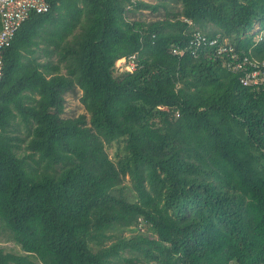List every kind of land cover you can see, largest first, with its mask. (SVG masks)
Segmentation results:
<instances>
[{
	"label": "trees",
	"instance_id": "1",
	"mask_svg": "<svg viewBox=\"0 0 264 264\" xmlns=\"http://www.w3.org/2000/svg\"><path fill=\"white\" fill-rule=\"evenodd\" d=\"M47 1L3 52L0 264H264V82L217 52L264 61V0Z\"/></svg>",
	"mask_w": 264,
	"mask_h": 264
},
{
	"label": "built area",
	"instance_id": "2",
	"mask_svg": "<svg viewBox=\"0 0 264 264\" xmlns=\"http://www.w3.org/2000/svg\"><path fill=\"white\" fill-rule=\"evenodd\" d=\"M50 5L47 0H0V80L3 76V52L11 44V40L21 23L28 18L32 12H45L49 9ZM259 28V27H258ZM264 37V30H261L257 35V40ZM208 42L210 44L218 43L216 39L207 40L200 32H195L190 44L195 48L201 43ZM233 47L228 41H221L218 44V53L228 52L232 61L230 62L235 70L241 71L240 82L247 86H258L264 82V61L258 62L251 60L247 56L239 58L233 52ZM173 52L181 53V49H172ZM129 62L124 64L128 70H132L135 66L134 55L129 56ZM124 57L116 60L115 65L120 67L125 63ZM118 62H123L118 65Z\"/></svg>",
	"mask_w": 264,
	"mask_h": 264
},
{
	"label": "rangeland",
	"instance_id": "3",
	"mask_svg": "<svg viewBox=\"0 0 264 264\" xmlns=\"http://www.w3.org/2000/svg\"><path fill=\"white\" fill-rule=\"evenodd\" d=\"M164 10L159 9L156 12H150L149 10H143V11H136L134 14H130L133 18L135 19H141L144 18L146 20H154V19H159L163 16ZM258 26H255L250 30L252 32H256L258 30ZM70 37V35H69ZM224 41H226V38H223ZM50 49L52 51L50 52L49 55H46L45 50H44V43H41L37 49L36 55L38 56L39 60L41 61H50V62H56L58 58V52L59 49H55L53 45L50 46ZM118 65H121L123 62H118ZM79 93L74 94V93H67L65 96V109H64V114L67 116H75L81 112H84V107L82 103L79 100ZM25 130L22 126V124L18 125V130L15 132L16 135L20 136L21 138L26 139L25 135ZM25 142L21 144V147L19 149L20 151L23 150V145ZM113 150V149H112ZM112 150H110L109 154L111 155ZM128 179V178H126ZM142 231V232H148L147 228L145 226L141 227H136V226H131L126 232V235H129L133 232L136 231ZM7 237V232L3 231L0 227V245L5 249V250H12V251H18V247L12 243L11 241H6ZM37 264H40L37 260H35Z\"/></svg>",
	"mask_w": 264,
	"mask_h": 264
}]
</instances>
